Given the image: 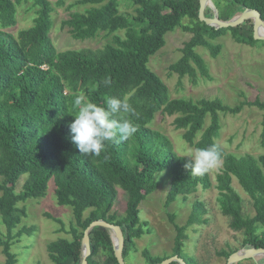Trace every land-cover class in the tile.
<instances>
[{"label": "trees", "instance_id": "obj_1", "mask_svg": "<svg viewBox=\"0 0 264 264\" xmlns=\"http://www.w3.org/2000/svg\"><path fill=\"white\" fill-rule=\"evenodd\" d=\"M129 1L135 5L132 18L119 12L117 0H78L77 4L90 7L82 13H71L61 21L60 29L67 28L70 37L78 41L93 39L100 33L110 36V41L96 50L57 51L50 38L53 8L48 0H0V221L6 231L4 237L0 236L5 257L0 264H16L11 245L33 231L29 228L13 233L25 215L17 204L43 198L50 180L57 206L70 208L72 214L68 230L60 219L46 214L59 225L58 232L70 235V239L47 243L50 262L80 264L83 232L97 220L121 227L125 262L134 249L133 241L150 232L147 223L140 221L138 209L157 188V174L168 173L165 208L179 197L186 199L196 193L199 187L208 190L212 186L208 172L192 175L185 168L190 158L177 155L167 138L151 130L155 114L175 116V129L183 130L182 139L197 151L217 145L214 138L220 130V114L235 115L244 105L264 112V102L259 99L233 107L219 99H171L167 86L147 66L149 58L164 46V36L179 27L191 37L169 70L179 78L188 76L194 81L199 74L210 79L195 49L205 47L214 57L221 46L209 45L206 38L227 33L238 44H264L253 39L251 20L233 28L214 29L199 21V0ZM211 1L221 21L245 10L259 12L264 21V0ZM28 3L35 9L32 25L12 34L17 8ZM212 15L206 7L204 16ZM184 19L188 21L186 25H182ZM120 31H124L123 36ZM105 80L110 83L105 85ZM77 95L102 107H106L108 97H126L134 111L122 113L119 118L131 120L137 132L127 141L107 144L99 156L81 155L69 129L78 111L74 104ZM260 141L264 146V116ZM219 149L221 168L215 176V189L220 213L228 218L232 231L242 233V248H264V154L235 156ZM23 175L26 178L16 192ZM232 178L251 199L253 216H245L243 200L232 187ZM118 188L128 196L122 218L112 212ZM204 212L200 202H193L181 226L174 222V214H168L175 231L170 256L196 264L194 259L186 262L182 258V249L185 231L205 223ZM89 244L87 264H118L109 230L94 227L89 232ZM233 252L222 250L218 255L228 258ZM141 255L142 264H158L170 257L153 256L147 249ZM263 263L258 260L255 264Z\"/></svg>", "mask_w": 264, "mask_h": 264}, {"label": "rangeland", "instance_id": "obj_2", "mask_svg": "<svg viewBox=\"0 0 264 264\" xmlns=\"http://www.w3.org/2000/svg\"><path fill=\"white\" fill-rule=\"evenodd\" d=\"M48 1L53 8L50 38L57 51L80 48L96 50L109 43L110 36H104V33H100L90 40L78 41L70 37L67 28L60 29L62 20L67 19L71 13H82L90 7L89 5L77 4L78 0ZM117 3L121 14L128 18L135 16V5L132 2L117 0ZM210 7L212 8V6ZM213 9L215 10V8ZM34 17L35 9L31 7V4L19 6L15 17L16 24L10 29V32L16 34L18 30L30 27ZM187 23L186 19L182 21V25ZM119 34L123 36L124 31H120ZM190 37V33L184 32L179 27L168 32L164 36V46L151 56L147 63L148 68L167 86L171 99L184 98L192 101L219 99L230 107L244 101L252 102L255 99L264 102V44L255 46L238 44L228 33L215 39L206 38L209 45H220V51L213 57L205 47L195 49L206 64L210 79L197 74L193 81L188 76L179 78L176 73L169 70V66L181 57L180 50ZM241 108L240 112L235 115L220 114V130L214 141L226 153L235 156L249 154L257 157L264 154V146L260 141L264 112L250 105H244ZM174 118L175 116L156 113L150 128L167 138L171 149L177 155L192 157L196 154V150L182 139L184 131L175 129ZM207 124L208 119L205 121V125ZM220 168L221 161L216 168L208 171L212 184L210 189L203 190L199 187L196 193L186 199L179 197L168 208L164 207L169 187L168 173L156 175L157 188L146 197L138 209L140 221L147 223L150 232L133 241L134 249L125 260L126 264H142L141 251L143 249L149 250L153 256H170L175 231L169 222L168 214H174V222L177 225H184L193 202L202 204L205 211L202 218L205 223L190 226L185 231L186 240L182 249V258L186 262L194 259L196 264H227V258L218 255L220 251L229 252L232 250L235 253L243 249L242 233L234 232L229 228L228 218L220 213L216 201L215 176L219 173ZM25 178V175L20 177L15 187L16 192L20 191ZM231 185L243 200L245 216H253L251 199L239 187L235 178H232ZM53 190L54 185L50 180L43 198L17 204L18 208L25 212V215L13 233L29 228H33V231L30 235L23 234L11 245L10 251L16 256V264H52L46 253L47 243L58 238L70 239L69 234L58 232L59 225L46 216V214H51L60 219L65 230L69 229L72 222L70 208L57 206ZM127 198V194L118 188L112 212L119 218L125 215ZM5 233V227L0 221V236L4 237ZM4 260L5 257L0 248V263H3ZM240 263L255 264L256 262L250 258Z\"/></svg>", "mask_w": 264, "mask_h": 264}, {"label": "clouds", "instance_id": "obj_3", "mask_svg": "<svg viewBox=\"0 0 264 264\" xmlns=\"http://www.w3.org/2000/svg\"><path fill=\"white\" fill-rule=\"evenodd\" d=\"M110 81L105 80L108 85ZM106 107L86 102L83 95H77L74 104L78 111L69 124L71 140L84 156H99L107 144H119L127 141L137 132V126L129 119H120L122 113H132L134 109L127 98L108 97ZM185 163L192 175H204L216 168L221 160L218 145L198 149L196 154Z\"/></svg>", "mask_w": 264, "mask_h": 264}, {"label": "water", "instance_id": "obj_4", "mask_svg": "<svg viewBox=\"0 0 264 264\" xmlns=\"http://www.w3.org/2000/svg\"><path fill=\"white\" fill-rule=\"evenodd\" d=\"M212 6L211 9L215 8L211 0H199V9H198V19L199 21L203 22L205 25L213 27L214 29H226V28H233L239 26L246 21L251 20L253 23L252 28V36L254 40L264 41V34L259 33V29L261 27L264 28V21L260 18L259 12L255 10H245L242 13L235 14L230 20L228 21H221L218 17V11L213 9L212 17L208 18L204 16V11L206 7ZM94 227H101L109 230L110 235L113 241V249H114V256L118 264H125L122 251L124 246V236L121 230V227L118 225L107 223L103 220L93 221L89 224V226L83 232L82 237V260L80 264H87V257L90 255V244H89V232ZM262 257L264 258V248H254V247H247L241 250L232 253L227 258V264H234L237 262H241L246 259H254L255 262L261 260L262 258H255V257ZM176 262L178 264H186L181 258L177 255L170 256L158 264H171Z\"/></svg>", "mask_w": 264, "mask_h": 264}, {"label": "bare ground", "instance_id": "obj_5", "mask_svg": "<svg viewBox=\"0 0 264 264\" xmlns=\"http://www.w3.org/2000/svg\"><path fill=\"white\" fill-rule=\"evenodd\" d=\"M259 33H260V34H264V28H263V27H261V28L259 29Z\"/></svg>", "mask_w": 264, "mask_h": 264}, {"label": "crops", "instance_id": "obj_6", "mask_svg": "<svg viewBox=\"0 0 264 264\" xmlns=\"http://www.w3.org/2000/svg\"><path fill=\"white\" fill-rule=\"evenodd\" d=\"M262 260H264V259H262Z\"/></svg>", "mask_w": 264, "mask_h": 264}]
</instances>
